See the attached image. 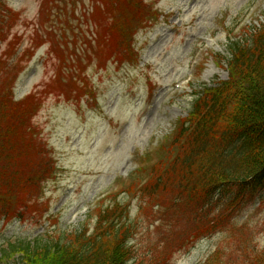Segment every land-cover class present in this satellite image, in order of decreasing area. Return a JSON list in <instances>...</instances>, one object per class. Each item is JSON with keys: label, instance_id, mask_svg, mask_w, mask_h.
I'll return each instance as SVG.
<instances>
[{"label": "rangeland", "instance_id": "374dc122", "mask_svg": "<svg viewBox=\"0 0 264 264\" xmlns=\"http://www.w3.org/2000/svg\"><path fill=\"white\" fill-rule=\"evenodd\" d=\"M145 1L164 16L136 36L140 63H110L98 69L95 62L83 74L79 60L87 64L91 48L84 44L91 42L86 37L94 19H81V13L90 7L89 0H63L53 22L52 17H40L41 0H6L20 18L12 30L18 39L8 54L13 62L27 56L16 98L44 91L54 74L55 51L60 46L78 61L65 69L75 77L76 89L83 96L44 99L34 124L53 151L57 174L45 184L38 205L31 206L32 217L0 221V252L12 242L34 241L56 231L74 232L92 225V209L115 190L116 182H126L142 158L144 164L149 157L156 159L178 121L188 116L194 93L204 84L227 79L225 68L211 59L213 54L229 57L227 32L232 31L235 38L264 26V0ZM5 48L6 44L2 50ZM84 78L94 87L95 103L88 102V95L82 92ZM0 87H4L1 78ZM137 211L133 202V217ZM230 215L228 221L235 218L229 233L200 240L167 264H204L217 250L221 261L215 262L217 255L215 264H251L253 248H264V187L247 196ZM151 220L146 218V227L131 243L141 256L164 238L149 227ZM149 229L155 236L149 238ZM165 232L169 233L167 227ZM13 262L0 260V264ZM160 262H165L164 257Z\"/></svg>", "mask_w": 264, "mask_h": 264}, {"label": "trees", "instance_id": "16d2710c", "mask_svg": "<svg viewBox=\"0 0 264 264\" xmlns=\"http://www.w3.org/2000/svg\"><path fill=\"white\" fill-rule=\"evenodd\" d=\"M92 2L93 31L91 42L86 43L91 51L86 54L87 64L78 58L83 71L92 62L100 66L107 60L132 61V37L151 16L150 11L139 0ZM56 3L42 0V18L53 16V9L59 7ZM18 19L0 0V49L5 44L8 47L0 59L5 61L0 63L4 84L0 87V219L5 221L30 216L31 206L42 199L45 184L57 174L53 151L34 124L44 99L52 94L67 99L82 96L75 77L57 70L43 92L14 100L16 82L27 61L25 56L11 62L12 54H8L18 39L17 34L10 38ZM247 34V38L230 40L228 60H217L227 61L229 78L196 95L191 113L165 148L173 161L161 159L149 171L136 173L129 188L121 192L124 199L116 195L93 212L92 229L12 242L1 250L0 260L13 259V264H161L164 257L163 264H167L182 247L179 239L183 235L178 234L225 231L229 212L248 192L253 195L264 186V27ZM60 47V53L55 51L58 65L69 62L67 49ZM82 90L94 97L85 78ZM126 199L137 201L136 216ZM159 204L162 208L156 213ZM173 212L182 216L177 220ZM186 215L190 219L179 222ZM151 217L149 227L160 223L155 230L164 238L141 256L130 242ZM165 227L169 233H163ZM149 232L151 238L154 234ZM251 264H264V250L255 253Z\"/></svg>", "mask_w": 264, "mask_h": 264}]
</instances>
